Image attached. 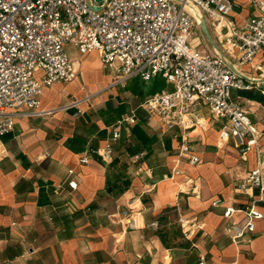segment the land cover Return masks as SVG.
<instances>
[{
	"label": "crops",
	"instance_id": "0c3cea01",
	"mask_svg": "<svg viewBox=\"0 0 264 264\" xmlns=\"http://www.w3.org/2000/svg\"><path fill=\"white\" fill-rule=\"evenodd\" d=\"M240 13L253 11L243 6ZM65 49L76 76L44 87L40 96L41 110H56L20 117L0 136V264H196L199 252L206 264H264V217L256 220L249 240L233 242L231 219L222 215L224 206L248 201L264 210L257 190L254 197L233 190V182L255 165L254 147L241 157L231 140L219 142L220 123L206 119V126L188 130L200 161L192 165L178 158L182 129L166 128L141 106L147 96L170 89L161 76L116 82L96 51L79 54L68 44ZM250 76L259 80L255 87L233 96L262 146L264 76ZM78 99L76 106L61 107ZM124 118L110 160L89 152L87 163L78 161L83 152L109 142L115 122ZM139 152L142 163L132 160ZM175 166L179 173L173 175ZM139 192L142 221L156 220V229L127 230L120 222L126 197ZM217 198L223 203L212 205ZM181 216L194 229L191 235L182 233Z\"/></svg>",
	"mask_w": 264,
	"mask_h": 264
},
{
	"label": "built area",
	"instance_id": "2783aa9c",
	"mask_svg": "<svg viewBox=\"0 0 264 264\" xmlns=\"http://www.w3.org/2000/svg\"><path fill=\"white\" fill-rule=\"evenodd\" d=\"M243 6L253 13L241 15ZM201 19L212 50L204 43ZM66 44L79 54L96 51L102 66L114 70L116 82L161 76L171 86L147 96L141 106L166 128L182 129L178 158L192 165L200 161L189 145L188 130L206 126L207 120L220 123L219 142L231 140L241 157L254 147L255 165L233 182V190L250 197L257 190L264 205V145H257L258 131L233 96V91L251 90L259 82L250 73L264 76V0H0V136L20 117L56 110H41L40 96L44 87L76 76ZM80 102L70 100L61 107ZM125 119L115 122L109 142L83 152L78 161L87 163L89 152L110 160L111 143ZM143 154L132 160L142 163ZM177 173L175 166L173 175ZM142 193L129 194L119 211L127 230L158 227L156 220L142 221ZM222 203L219 198L211 202ZM222 215L231 219V240L247 241L264 210L248 201L241 207L224 206ZM178 223L185 236L193 233L185 217ZM196 264H206L203 253L197 254Z\"/></svg>",
	"mask_w": 264,
	"mask_h": 264
},
{
	"label": "water",
	"instance_id": "95a60500",
	"mask_svg": "<svg viewBox=\"0 0 264 264\" xmlns=\"http://www.w3.org/2000/svg\"><path fill=\"white\" fill-rule=\"evenodd\" d=\"M199 26L201 27V29H202V31H203V33H204V36H205V37H206V38L212 43L211 38H210V35H209V33H208V30H207V28H206V25H205L203 19L200 20V22H199Z\"/></svg>",
	"mask_w": 264,
	"mask_h": 264
},
{
	"label": "rangeland",
	"instance_id": "374dc122",
	"mask_svg": "<svg viewBox=\"0 0 264 264\" xmlns=\"http://www.w3.org/2000/svg\"><path fill=\"white\" fill-rule=\"evenodd\" d=\"M204 41H205V38H204ZM206 42V41H205ZM206 44H207V42H206Z\"/></svg>",
	"mask_w": 264,
	"mask_h": 264
}]
</instances>
